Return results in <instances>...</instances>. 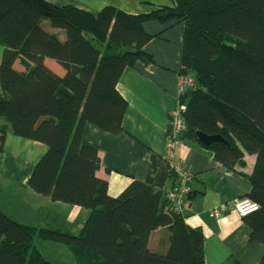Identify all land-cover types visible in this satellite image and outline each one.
Listing matches in <instances>:
<instances>
[{
  "label": "trees",
  "instance_id": "obj_1",
  "mask_svg": "<svg viewBox=\"0 0 264 264\" xmlns=\"http://www.w3.org/2000/svg\"><path fill=\"white\" fill-rule=\"evenodd\" d=\"M172 3L147 15L111 7L91 15L43 0H0L1 66L22 65L19 76L27 87L12 80L0 84V153L8 132L43 145L27 187L87 213L75 236L22 225L0 211V264H51L35 240L63 245L75 264H204L202 230L171 210L168 192L177 175L169 163L151 155L144 181L111 197L97 176L100 148L82 138L88 124L111 135L121 131L126 102L116 86L137 62L152 66L143 51L155 38L142 29L148 21L180 24L179 75L194 81V88L177 96L184 130L174 139L199 144L200 132L223 140L202 147L223 169L249 181L243 198L258 210L243 221L250 241L264 246V0ZM164 13L173 15L159 19ZM46 59L65 74L56 75ZM247 157L253 159L250 168ZM192 182L198 180L192 176ZM194 196L188 192L189 201ZM159 229V246L151 251L149 237ZM120 233L130 236L128 247ZM258 264H264V254Z\"/></svg>",
  "mask_w": 264,
  "mask_h": 264
},
{
  "label": "crops",
  "instance_id": "obj_2",
  "mask_svg": "<svg viewBox=\"0 0 264 264\" xmlns=\"http://www.w3.org/2000/svg\"><path fill=\"white\" fill-rule=\"evenodd\" d=\"M43 1L58 7H73L91 15H97L106 7L129 15H147L173 6L172 0ZM142 29L155 37L143 47L153 63L148 66L137 62L134 67L123 71L117 83V91L126 102L121 131L111 135L89 124L83 129V141L100 148L97 176L107 182L109 195L117 197L133 181H144L151 155L165 160L175 171L182 169L192 174L203 193H195L181 216L189 227L202 230L204 264H258L264 254V246L250 241L251 230L243 218L230 209L218 217H209L212 210L221 206L230 208L234 200L248 195L251 190L249 181L223 169L204 146L175 139L168 146L171 114L178 108L181 26L175 20L166 23L148 21L142 24ZM58 36L62 39L61 33ZM44 63L56 75L65 74L54 61L46 59ZM0 69L7 76V79L0 78V84L8 80L18 81L23 89H27L19 76L25 73L22 65L15 63L10 69L1 66V49ZM6 143L7 139L0 153V180L6 186L4 189L0 185V210L7 217L15 221L19 218L22 224L33 227H46L49 219L56 222L61 216L64 226L80 232L87 218L85 211L52 203L27 187L30 174L45 147L27 141H12L11 146L15 149H7ZM245 160L247 166L252 165V158ZM210 184L213 185L209 187ZM31 210L34 212L29 214ZM11 214L17 218L10 217ZM160 237V229L151 233L149 250L157 249ZM129 245L130 236L125 235L123 246Z\"/></svg>",
  "mask_w": 264,
  "mask_h": 264
},
{
  "label": "built area",
  "instance_id": "obj_3",
  "mask_svg": "<svg viewBox=\"0 0 264 264\" xmlns=\"http://www.w3.org/2000/svg\"><path fill=\"white\" fill-rule=\"evenodd\" d=\"M194 88V81L192 78L187 76H178L177 79V96L183 94L186 89ZM184 130V124L179 116L178 108L174 110L171 114V138H169L170 147L174 138L181 134ZM177 175V179L175 181V187L173 188L172 192H168V199L171 205V210H173L176 214H181L188 208L189 200H188V192L190 190V182L192 180V174L182 170L176 169L175 171ZM233 210L236 212L241 218L247 217L250 214L256 212L258 210V206L251 202L246 198H238L233 201L230 208L226 206L218 207L212 210L209 213V217L214 218L220 216L222 213L226 212L227 210Z\"/></svg>",
  "mask_w": 264,
  "mask_h": 264
},
{
  "label": "rangeland",
  "instance_id": "obj_4",
  "mask_svg": "<svg viewBox=\"0 0 264 264\" xmlns=\"http://www.w3.org/2000/svg\"><path fill=\"white\" fill-rule=\"evenodd\" d=\"M45 28H46V26H45ZM2 70L3 69H0V78L7 79V76L5 77L4 74L2 73V72H5V71H2ZM0 95H1V91H0ZM6 139H7V143H6L7 144V147H6L7 149H10V148L11 149H15V148H13V146H11V142L12 141L21 142V143L25 142L22 139H18V138L13 137L10 132L7 133V138ZM250 167L251 166L249 164L247 166V168H250ZM246 171H249V169H246ZM3 182H4L3 180H0V185L3 186L4 189H6V186L2 185ZM0 202H1V200H0ZM33 212L34 211L31 210V211H29V214H31ZM13 216L14 215L11 214L10 217H13ZM14 217L17 218L16 215ZM17 221L19 223H21V224L23 223V222H20L22 220H20L19 218H18ZM47 224H48V226H46L47 228H52V229H55V230H57L59 228L62 233H70V234H73L75 236L79 234V232L70 229L68 226H64L63 220L61 219V216L56 222H53L52 219H49L47 221ZM22 225H24V224H22ZM120 239H121L120 242H122L123 243L122 245H124L125 244V234L121 233ZM34 244H35L38 252L41 254V256L45 260L50 262L51 264H75L71 253L68 252L63 245L53 244V243H46V242H41V241H38V240H35Z\"/></svg>",
  "mask_w": 264,
  "mask_h": 264
},
{
  "label": "water",
  "instance_id": "obj_5",
  "mask_svg": "<svg viewBox=\"0 0 264 264\" xmlns=\"http://www.w3.org/2000/svg\"><path fill=\"white\" fill-rule=\"evenodd\" d=\"M172 15H173V13H164V14L158 15V18L165 20ZM195 136H196L197 142L201 146H204V147H208L211 144L216 143V142H223V140L219 136H207V135H204L200 132H197L195 134ZM190 189L194 193H203V189L200 186H198L195 182L191 183Z\"/></svg>",
  "mask_w": 264,
  "mask_h": 264
}]
</instances>
